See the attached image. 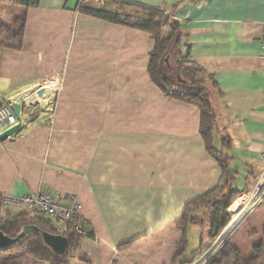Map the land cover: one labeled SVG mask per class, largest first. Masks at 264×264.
Returning <instances> with one entry per match:
<instances>
[{"label":"crops","instance_id":"crops-1","mask_svg":"<svg viewBox=\"0 0 264 264\" xmlns=\"http://www.w3.org/2000/svg\"><path fill=\"white\" fill-rule=\"evenodd\" d=\"M113 1L0 2V22L24 19L20 47L0 41V101L54 85L47 106L23 107L22 129L0 140V197L49 191L65 207L75 197L94 238L80 242L69 264H173L184 207L223 176L199 135L198 109L151 81V35L79 11L115 9ZM116 1L176 21L177 61L213 78L215 132L219 147L227 140L230 191L239 193L233 214L264 183V0ZM20 213L0 205V221ZM243 213L228 244L248 261L264 247V200ZM185 254L177 264L194 256ZM0 264L43 263L6 253Z\"/></svg>","mask_w":264,"mask_h":264},{"label":"trees","instance_id":"trees-1","mask_svg":"<svg viewBox=\"0 0 264 264\" xmlns=\"http://www.w3.org/2000/svg\"><path fill=\"white\" fill-rule=\"evenodd\" d=\"M6 4L22 6L25 8L36 6L38 0H0ZM115 9L97 8L93 9L88 5L79 8L80 13L101 19L107 22L126 26L151 35L154 40V47L150 53L148 73L151 81L167 97L177 101L191 104L199 111V135L204 143L206 152L212 157L222 172V183L213 190L192 201L184 207L181 222L178 224L182 231L181 242L176 247V257L173 264H177L188 247L187 230L190 225L201 219L203 215L211 217V233L209 239H214L226 227L230 221L228 209L238 198V192L230 191L231 170L228 159L222 153L223 147L227 146V140L222 139L220 149L215 147V115L212 106V93L215 82L213 78L205 74L202 69L192 63L178 62L180 53L181 37L179 24L171 20L163 12L137 6L124 1H113ZM134 10L133 13L127 11ZM14 27L0 22V41H10L20 47L24 31V19L17 20ZM16 28V32H13ZM168 29V36L162 37V30ZM1 47V45H0ZM180 78L181 81L177 80ZM196 212L200 214L197 215ZM77 222V220H74ZM50 218L43 214L26 211L13 217H6L0 221V231L7 236H14L24 225H36L43 231L57 234L55 227L51 225ZM86 235L81 237L70 231L65 235L68 239V248L65 255L55 256L41 241L38 234L26 236L17 246L0 251V254L17 253L29 255L35 262L43 264H69L74 258V251L84 239H93L94 233L85 224ZM129 244L120 247L121 250L128 249ZM202 247L194 256L180 264H188L194 260L202 251ZM80 261L88 264L85 257H80ZM210 264H264V247L257 246L253 249V257L244 261L239 252L231 247L228 242L210 260Z\"/></svg>","mask_w":264,"mask_h":264},{"label":"built area","instance_id":"built-area-1","mask_svg":"<svg viewBox=\"0 0 264 264\" xmlns=\"http://www.w3.org/2000/svg\"><path fill=\"white\" fill-rule=\"evenodd\" d=\"M10 102L0 101V134L17 123L16 117L10 107ZM262 186L260 194L258 193L249 202L246 200L233 214H228L230 221L226 227L211 241V244L206 249L202 250L188 264H210V260L228 242L230 235L242 221L245 207H254L264 200V183ZM0 205L1 207H17L21 209L22 213L32 211L45 215L54 222L58 235L65 236L70 231L81 237L86 235L85 223L80 219L82 206L76 201L75 197H70L69 206L65 207L61 204V197L58 193L39 191L22 198L3 195L0 197ZM74 220H77V222H74Z\"/></svg>","mask_w":264,"mask_h":264},{"label":"water","instance_id":"water-1","mask_svg":"<svg viewBox=\"0 0 264 264\" xmlns=\"http://www.w3.org/2000/svg\"><path fill=\"white\" fill-rule=\"evenodd\" d=\"M177 80L181 81L180 78ZM35 93L36 97H31ZM45 90L38 88L36 90H28L19 94L14 100L10 102V107L16 117L17 123L0 134V140H6L19 132L23 127L22 122V108H29L31 106L46 107L47 102L42 101ZM30 234H38L41 238L42 244L48 248L55 256L61 257L65 255L68 248V239L65 236L53 234L41 230L36 225L28 224L20 228L19 232L14 236L4 235L0 231V251H5L17 246L26 236Z\"/></svg>","mask_w":264,"mask_h":264},{"label":"rangeland","instance_id":"rangeland-1","mask_svg":"<svg viewBox=\"0 0 264 264\" xmlns=\"http://www.w3.org/2000/svg\"><path fill=\"white\" fill-rule=\"evenodd\" d=\"M12 5V4H11ZM127 11L129 13H133L134 10H129L127 9ZM22 19V18H20ZM20 19H17V20H20ZM15 20L14 23L17 21ZM14 23L12 25H9V26H12L14 27ZM16 28H13V32H16ZM46 85V83H45ZM49 89L47 88V86H43L41 88H43L45 90V93H44V96L41 98V99H44L45 96L46 97H50L52 94L51 92L49 91L50 89H52L51 86H48ZM47 90V91H46ZM212 93H214V91L211 89ZM49 109V107H48ZM215 138H216V141H215V147L217 149H220V144H219V141H218V136L216 135V132H215ZM262 192V189L259 190V194ZM32 213V211H30ZM203 221L202 222H199L200 219L197 218V222L198 223H195L193 225H190L189 229H188V234H187V239H188V249H187V252L184 256V258H190L193 256V254H195L200 247H203V250L206 249L210 244H211V241L213 239H209L210 237V233H211V217L209 215H205L204 218H202Z\"/></svg>","mask_w":264,"mask_h":264},{"label":"bare ground","instance_id":"bare-ground-1","mask_svg":"<svg viewBox=\"0 0 264 264\" xmlns=\"http://www.w3.org/2000/svg\"><path fill=\"white\" fill-rule=\"evenodd\" d=\"M44 84H45V83H44ZM50 86H51L52 88L54 87V85H53V84H51V83H50Z\"/></svg>","mask_w":264,"mask_h":264}]
</instances>
